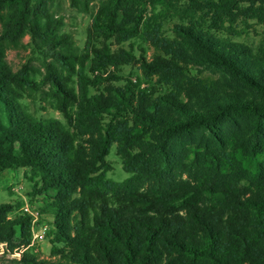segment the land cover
<instances>
[{
    "label": "trees",
    "instance_id": "obj_1",
    "mask_svg": "<svg viewBox=\"0 0 264 264\" xmlns=\"http://www.w3.org/2000/svg\"><path fill=\"white\" fill-rule=\"evenodd\" d=\"M58 1L0 0V178L29 171L58 258L21 264H264V33L232 39L264 26V0H99L80 51ZM21 47L39 69L12 70L6 51ZM128 65L141 77L123 79ZM112 145L122 182L107 177ZM21 207L0 204V253L31 243Z\"/></svg>",
    "mask_w": 264,
    "mask_h": 264
},
{
    "label": "rangeland",
    "instance_id": "obj_2",
    "mask_svg": "<svg viewBox=\"0 0 264 264\" xmlns=\"http://www.w3.org/2000/svg\"><path fill=\"white\" fill-rule=\"evenodd\" d=\"M98 3L99 0H91L89 14L78 13L77 11L71 9L67 0H59L52 8V12L56 15V17H63L64 27L62 28V32L68 33L72 37L73 43L79 51L84 47L86 29L91 22L92 14L98 7ZM171 26L172 25L170 24H165L163 26V31L168 37L172 36ZM237 30L240 32V37L232 38L234 41L257 46L264 33V26L256 24L254 21H249L247 24L237 25ZM28 42L29 39L25 38L23 42L24 46ZM142 46L144 47L146 57L150 59L153 53L152 49L146 44H142ZM123 47L129 49L128 43L124 44ZM134 53L138 57L141 54L138 48H135ZM6 60L13 71L19 70L29 60H31V66L33 68L39 69L41 65L40 61L32 56L31 49L28 47L7 49ZM41 73H43V70H41ZM119 74L123 79L130 78L135 80L141 77L140 71L135 65L122 67ZM210 75V71H205L203 77ZM40 78L41 76L37 75V81L40 80ZM123 83L124 82H120L118 85H122ZM95 92V90H91V94ZM20 103L26 112L37 118H53L64 122L62 115L52 110L46 102H40L39 99H37V102H33L31 99L24 98ZM115 149L116 146L112 145L110 153L107 157V161L111 166V171L107 173V177L115 182H122L128 177V175L123 172L121 160L116 155ZM28 176L29 171L27 169L10 170L4 173L0 178V204L11 203L12 205H15L17 203H21L22 207L20 212H24L25 208H28V210L32 213L38 212V220L33 224L32 218L31 226H33L34 232H36L38 228L44 224L48 229L47 236L43 242L37 243H32L31 238L30 244L32 245L30 247H22L26 248L23 253L28 252L33 254L39 261H56L58 258L51 255V239L52 231L54 229L52 222L54 220L50 215H41L39 212L40 209H43L44 202L40 195L34 197L31 196L32 183L29 181ZM14 215L15 214H11L10 216L13 217ZM31 233H33V231ZM17 237V239H19V235H17ZM5 247L6 246H4V249ZM22 254L19 253V250H14L12 253H0V264H21L20 256Z\"/></svg>",
    "mask_w": 264,
    "mask_h": 264
},
{
    "label": "built area",
    "instance_id": "obj_3",
    "mask_svg": "<svg viewBox=\"0 0 264 264\" xmlns=\"http://www.w3.org/2000/svg\"><path fill=\"white\" fill-rule=\"evenodd\" d=\"M24 212L25 213H27V214H29L32 218H33V224L35 223V222H37V220H38V216H39V214H38V212H36V213H32V212H30L29 210H28V208H25L24 209ZM32 231H33V236H32V243H37V242H43L44 241V239L46 238V236H47V232H48V229H47V227L43 224V225H41L39 228H38V230L36 231V232H34V229H33V226H32ZM32 244H30L28 247H30ZM26 248H21V249H19V253H23V251L25 250Z\"/></svg>",
    "mask_w": 264,
    "mask_h": 264
}]
</instances>
